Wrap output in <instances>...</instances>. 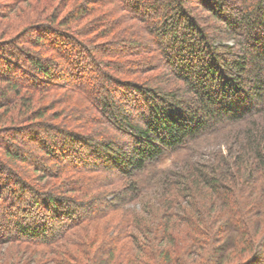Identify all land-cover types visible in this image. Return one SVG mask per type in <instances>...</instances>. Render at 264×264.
<instances>
[{
    "label": "trees",
    "instance_id": "trees-1",
    "mask_svg": "<svg viewBox=\"0 0 264 264\" xmlns=\"http://www.w3.org/2000/svg\"><path fill=\"white\" fill-rule=\"evenodd\" d=\"M9 1L0 247L21 264H264V0ZM229 124L225 151L194 160Z\"/></svg>",
    "mask_w": 264,
    "mask_h": 264
},
{
    "label": "rangeland",
    "instance_id": "rangeland-1",
    "mask_svg": "<svg viewBox=\"0 0 264 264\" xmlns=\"http://www.w3.org/2000/svg\"><path fill=\"white\" fill-rule=\"evenodd\" d=\"M9 2H10L9 0H0V32L5 31L7 29L8 33H5V35L7 37L16 33V30L12 29L11 25H10V28L7 26L8 23L11 24L10 18H14L13 17L14 14H11L10 16L5 17L4 16L5 12H3V11H5V9H2V4H7ZM23 16H25V15H23ZM32 35H34V33H27L26 36L18 39L15 43H17L21 47H24V49L29 48L31 51H35L38 48L33 47L29 43L28 44L25 43L26 40L30 41V39H32ZM5 38L6 37L4 36L3 38H0V39H5ZM0 45H4V44L0 43ZM46 55L48 56L50 54H46ZM87 73H89V72H87ZM0 85H2L1 82H0ZM110 85H112V87H113V84H111V83L108 84V86H110ZM1 111L2 110H0V112ZM232 125L233 124H229L227 126L225 125L224 127L220 128V129L218 127V129H216L214 131H213V129H211L210 131H207V132L201 134V136L197 138L195 143L190 148V149H192L193 159L206 162L207 160L211 159V156H210L211 153H222V152H224L225 149L227 148V146L229 145V143L231 142V137H230L229 133L231 132L230 130L234 129L233 128L234 126H232ZM6 135L7 134L0 133V148L3 146V143H4V139H2V138H5ZM123 139H125V138H123ZM234 147H236V146H234ZM183 156H184V152L167 154L159 162H156L154 164H150L141 173H138L136 176L138 178L143 179L142 182H144L143 183L144 187L142 188V190L144 189L150 196H153V194L155 193V191L157 189V187L155 186V183H154L155 178L162 175L163 173L169 174L170 171L175 170V164H176L175 162L180 160ZM31 170L32 169H30L29 167L27 168L26 173H25V178L27 177V181H29L30 183H35V181H34L35 174L32 173ZM133 204L131 203L129 205V207L132 208L135 206L136 208H138V204H135V203H133ZM236 235H237V231L231 227L229 229L228 235L226 236V240L223 243L224 244L223 246H225L224 253L227 252V250L231 247L232 241L234 240ZM15 247H16V244H12L9 246L3 245L2 247H0V264L1 263H4V264H21L19 261L22 259L21 258L19 259V257L18 258L14 257V254L17 253V252H13L14 251L13 248H15ZM24 248H26V247H24ZM12 261H14V262H12Z\"/></svg>",
    "mask_w": 264,
    "mask_h": 264
}]
</instances>
